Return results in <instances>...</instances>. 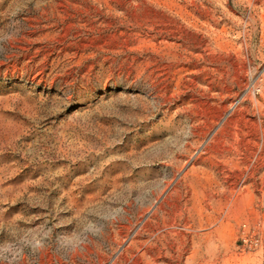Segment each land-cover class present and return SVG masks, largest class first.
I'll list each match as a JSON object with an SVG mask.
<instances>
[{
	"label": "rangeland",
	"instance_id": "rangeland-1",
	"mask_svg": "<svg viewBox=\"0 0 264 264\" xmlns=\"http://www.w3.org/2000/svg\"><path fill=\"white\" fill-rule=\"evenodd\" d=\"M0 264H264V0H0Z\"/></svg>",
	"mask_w": 264,
	"mask_h": 264
}]
</instances>
